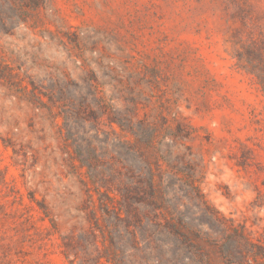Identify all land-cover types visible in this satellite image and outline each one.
Returning <instances> with one entry per match:
<instances>
[{
    "label": "rangeland",
    "instance_id": "rangeland-1",
    "mask_svg": "<svg viewBox=\"0 0 264 264\" xmlns=\"http://www.w3.org/2000/svg\"><path fill=\"white\" fill-rule=\"evenodd\" d=\"M0 264H264V0H0Z\"/></svg>",
    "mask_w": 264,
    "mask_h": 264
}]
</instances>
